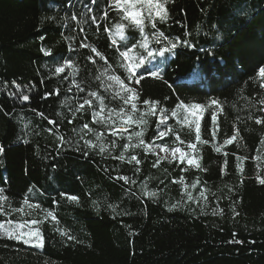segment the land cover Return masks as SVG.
I'll use <instances>...</instances> for the list:
<instances>
[{
	"label": "trees",
	"instance_id": "16d2710c",
	"mask_svg": "<svg viewBox=\"0 0 264 264\" xmlns=\"http://www.w3.org/2000/svg\"><path fill=\"white\" fill-rule=\"evenodd\" d=\"M86 5L90 0H0V188L9 198L6 210L25 209L0 215V221L42 220L44 239L37 249L0 233V264H264V184L257 179L264 178V124L255 123L264 117V88L257 78L264 67V0H170L166 22L157 20L155 29L145 22L148 49L157 54L137 71L143 76L139 85L125 79L117 48L139 44L142 34L126 28L121 39L114 11L107 20L91 21L102 16L106 0L90 5L91 12ZM156 32L167 40L155 43ZM81 41L107 57V64L80 47ZM168 41L179 45L158 55ZM136 54L146 56L142 48ZM68 60L75 75L67 67L54 74ZM109 65L108 74L101 75ZM113 74L137 88L138 107L146 99L160 102L173 132L155 143L169 148L189 152L187 144L194 142V130L171 116L177 103L219 101L223 110L208 108L201 121L202 139L209 143L198 144L193 153L199 167L165 160L153 167L157 157L152 152L126 150L127 135L114 137L94 122L98 101L93 109L75 112L91 91L105 98L107 109L121 107L108 87ZM147 119L144 140L151 143L165 126L157 127L159 112ZM84 124L102 132L104 140L81 131ZM237 128V140L224 145ZM133 130L139 128L133 125ZM61 136L69 143L61 146ZM85 140L103 143L106 150L86 148ZM121 154L125 160L117 159ZM131 155L141 163H129ZM24 199L39 209L24 205ZM47 211L56 221L44 219ZM57 228L76 239L69 241Z\"/></svg>",
	"mask_w": 264,
	"mask_h": 264
},
{
	"label": "snow or ice",
	"instance_id": "6c2138e0",
	"mask_svg": "<svg viewBox=\"0 0 264 264\" xmlns=\"http://www.w3.org/2000/svg\"><path fill=\"white\" fill-rule=\"evenodd\" d=\"M169 2L170 0H106L107 6L102 10V16H100L99 18L95 15L91 16V21L95 23L98 19H109V12L114 11L116 13V16L119 17V22L115 25V28L117 30L116 35L120 36L121 39H126V37H124V31L126 28L138 29L142 34V42H140L139 44H124V51H120V49L117 48V51L119 52V56L121 58L119 67L123 68L127 72V76L125 77V79H127L128 81H134L136 85H139L141 79H143L142 75H137V71L142 65L145 64L146 60L150 62V59H154L155 55L157 54L153 50L148 49V36L143 35L145 22L147 21L148 23H150L153 29L156 28L157 20H159L160 22H166L169 19V13L166 7ZM97 3L98 0H90V5H97ZM90 5H86L88 12L92 11ZM71 19L76 20L77 17L73 15ZM80 31H84V29H80ZM105 31L110 32L111 29H105ZM86 39L87 38L85 37V40ZM165 40H167V37H165L162 32L155 33V43L160 44ZM112 44L113 46H115L117 44V41L113 39ZM184 44H187V41H184ZM178 45V41H168V46L161 48L158 51V55L164 56L166 52H172L178 47ZM80 47L90 49L91 53H94L95 56L99 57L100 60L105 61V63L107 64L108 58L105 57L95 47H92L90 44L84 43L83 41H81ZM138 48L144 49V51L146 52V56L137 55L136 52ZM45 54L51 55V51L45 50ZM88 59L92 60L93 63H96L95 59H93L91 55L88 57ZM66 67L72 68L73 74L75 75L77 69L73 67V63L71 60L65 61L64 65L62 66L56 67L54 70V74L59 75L64 73ZM110 67V65L105 67V71L101 75H107ZM150 75L159 78V74L156 72H151ZM99 78L100 77H97V79ZM107 78L109 81L113 82L108 85L109 88H113L115 90L113 99L119 98V100L122 101V106L118 109H107V105L104 102L105 98L100 93L91 91L83 99V102L75 108V112H83L86 107L88 109H93L94 101H98L99 110L92 112L94 122L96 124L106 126L111 135L114 137L119 136L121 138H124L125 135H127V140L129 141V143L123 146L126 150L129 148H143L146 153L155 152L157 160L154 162L153 167H156L161 160L169 159L168 155L160 156V152L166 154L170 153V156L173 160L179 159L181 163H184L185 159H187V163L189 165L199 167L197 158L195 155H193V153H197L199 151V149L197 148L198 144L204 145L209 143L208 140L202 139L201 121L204 112L208 108L215 106L217 111L223 110L218 100L212 99L207 105L200 103L186 104L183 101H180L175 105V110L171 111L172 117L179 118L184 125L194 130V142H190L187 144V147L191 150V152H185L179 146L169 148L167 144L160 145L155 143V140L162 139L163 137L169 135V133L173 132L172 128L167 127L168 116L165 114L166 110L162 107H159V101L146 99L142 102L144 107L140 108L138 107V104L140 103V93L137 91L136 87L130 86V84L125 83V79H122L120 75H108ZM257 78L261 81L260 87L264 88V67L259 68ZM73 83L80 92H84V88H82L79 83H76L75 81H73ZM52 94L53 93H48V95ZM56 94H59L58 91ZM21 95L23 100L27 101L29 99L28 95ZM260 104L264 105V99L260 100ZM217 111H214L211 114V121L213 125L211 136L213 138H215L216 132L219 128V125L217 124ZM261 111H264V108H262ZM158 112L160 119L158 120L157 127H159L160 125H165V128L162 131H158L155 134V139H153L151 143H148L144 140V135L148 127L147 117L157 116ZM41 116H43V113H41ZM50 123L56 124V121H50ZM255 123L264 124V117L257 118L255 120ZM133 125L139 128V131L133 130L132 132H129V128H131ZM85 129L87 130V132L94 133L97 141L104 140V134L102 132L96 131L95 129L89 127L88 124H84L81 131ZM238 136L239 129L237 128L235 130V134L225 139L223 141V144H232L237 140ZM80 139L83 140L84 136L81 135ZM133 139H135L136 141L135 144L132 143ZM176 139L180 140V137L177 135ZM60 140L62 142L61 146H63L64 143H69V141H65L63 136L60 137ZM180 143L183 144L184 141H180ZM261 143L264 144V140H262ZM110 144L112 147H116L115 140H112ZM84 145L86 148L99 147L101 153L106 150L103 143H100L98 145L94 144L91 140H85ZM157 149H159V151H156ZM77 150L79 151L81 149L77 148ZM215 150L217 152H220L221 147L217 146ZM3 153L4 148L3 146H0V155H2ZM85 155H87V152H85ZM225 155H227V153H225ZM117 159L125 160V155L121 154L117 157ZM237 159L242 158L238 157ZM128 162H134L136 165H139L141 163L140 159H138L136 155H131L128 158ZM136 170L139 171V168H137ZM119 179H124L127 181L129 178L120 177ZM257 179L259 183L264 184V178H260L259 176H257ZM3 192L4 189L0 188V215L8 216L11 215L12 212L22 213L25 211L24 208H15L11 209L10 211L6 210L5 203L8 202L9 198L6 195H3ZM61 195L65 194L62 193ZM149 195L154 196L155 193H149ZM201 195L203 196V193H201ZM68 199L70 201L78 202V197L75 196H69ZM189 199H191L190 195ZM23 204L33 209H39L40 207L39 205L30 204L28 199H24ZM173 207H175V205H173ZM220 212L222 213V210H220ZM213 214H217V212L214 210ZM28 215H31V213H28ZM236 215H239V213H236ZM49 217L53 221H56L57 219L53 212L47 211L45 213L44 219H48ZM41 223H43V221L39 219H31L30 221L26 220L22 223H16L13 220L0 221V230H3V234L6 235L9 239L20 240L24 244L42 248L44 245V239L39 228L33 229L29 227L27 231L21 230L24 229L27 225H38ZM56 230L60 231L61 235L66 236L69 241H73L76 239L66 231H63L59 228H57Z\"/></svg>",
	"mask_w": 264,
	"mask_h": 264
},
{
	"label": "rangeland",
	"instance_id": "374dc122",
	"mask_svg": "<svg viewBox=\"0 0 264 264\" xmlns=\"http://www.w3.org/2000/svg\"><path fill=\"white\" fill-rule=\"evenodd\" d=\"M165 125H161V127H164ZM156 151H159V149H157ZM189 152H191V150L189 151ZM153 154H154V156H156V153L155 152H152ZM160 154V156H164V155H168L169 156V159H166L165 161H169V162H178L179 164H185L186 166H188V167H191V168H196V166H194V165H189L188 163H187V159H185V162L184 163H181L180 161H179V159H175V160H173L172 158H171V156H170V153H163V152H160L159 153ZM157 157V156H156ZM186 186V185H185ZM194 188V187H193ZM193 188L191 189V190H193ZM19 223H22V222H19ZM29 227H31V228H33V229H35V228H39L40 229V224H38V225H27L24 229H21L22 231H27L28 230V228ZM0 233H2L3 234V230H0ZM4 235V234H3ZM6 236V235H5ZM7 237V236H6ZM17 241H19V242H22V241H20V240H17ZM23 243V242H22ZM24 244V243H23ZM26 246H30V247H34V246H32V245H27V244H25ZM34 248H37V249H41L40 247H34Z\"/></svg>",
	"mask_w": 264,
	"mask_h": 264
}]
</instances>
